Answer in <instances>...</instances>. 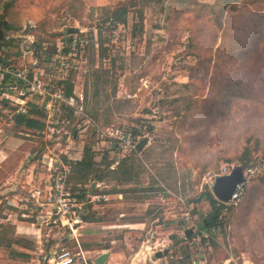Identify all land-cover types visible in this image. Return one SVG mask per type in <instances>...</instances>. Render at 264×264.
Segmentation results:
<instances>
[{
	"label": "rangeland",
	"instance_id": "1",
	"mask_svg": "<svg viewBox=\"0 0 264 264\" xmlns=\"http://www.w3.org/2000/svg\"><path fill=\"white\" fill-rule=\"evenodd\" d=\"M181 1L0 0V23L11 27L6 35L27 34L41 42L37 57L44 79L56 83L68 78L74 91L86 97V118L75 117L68 124L65 115L57 116L54 133L45 137L39 135L43 128L33 132L17 126L15 110L0 98V151L10 153L0 157V264L18 262L15 252L26 248L36 263L25 264H48L46 257L53 251L74 249L76 237L89 264L103 253L112 254L115 264H133L137 255L143 259L134 264H179L182 246L195 264H264V182L259 178L264 176V145L248 164L235 161L245 141L264 126V65H259L260 53L236 56L239 36L228 14L245 15V9L234 12L230 5L211 21L199 14L202 4L219 6L225 0H188L199 6L186 14H180ZM8 5L12 7L6 15ZM120 5L127 8L124 23L102 20V9ZM201 16L203 21L196 22ZM68 28L79 32L70 35ZM214 30L216 43L207 52ZM13 41H2L1 67L20 68L31 61L20 60ZM66 42L80 47L78 53L74 44L69 49L67 62L73 67L59 70L49 62L50 55ZM239 78L245 93L241 98ZM228 83L236 93L231 100L223 96L233 94L223 90ZM194 103L201 111L197 114H209L206 122L194 114L185 118ZM87 120L135 129L148 143L125 156L109 142L93 139ZM85 149L93 156L88 180L102 177L105 186L100 183L96 192L105 190L107 201L89 209L78 234L60 223L19 217L14 206L30 199L28 191L45 180L42 155H67L70 160L82 158ZM27 154L37 158L29 161ZM108 162H114V169L105 167ZM206 164L209 168L204 169ZM254 165L259 172L244 185L240 201L215 209L204 198L195 201L206 191L212 194L214 178L223 168L230 173ZM29 207L33 217L42 212ZM212 214L219 223L213 234L202 226ZM14 216L37 228L20 237L8 219ZM188 229L192 233L187 238ZM157 252L161 258H154Z\"/></svg>",
	"mask_w": 264,
	"mask_h": 264
},
{
	"label": "built area",
	"instance_id": "2",
	"mask_svg": "<svg viewBox=\"0 0 264 264\" xmlns=\"http://www.w3.org/2000/svg\"><path fill=\"white\" fill-rule=\"evenodd\" d=\"M3 40H14L12 43L19 47L17 53H19L18 57L20 60H24L27 57L31 59L30 62L22 64L20 68H13L7 65L0 66V98L15 110L12 113L13 119L17 115H27L30 104L36 105L45 115V125L39 131V135L45 137L49 133H54V127L57 125V116L70 113L76 118H86L85 97L82 92L74 91L71 96L66 95L52 80L44 79V73L40 72V63L37 57L41 55L42 49L35 45L36 42L32 36L23 34L9 38L6 35L3 36ZM77 42L80 41L78 40ZM73 44V42H66L65 46H61L60 49H54L53 53L51 52L49 62L55 64L59 70L72 68L73 66L69 65L67 60L68 55H72L69 49ZM74 45L78 53L80 44ZM64 122L69 124L70 120L65 117ZM87 123L96 139L109 142L121 154L127 155L136 151V144L139 138L135 137L125 126H105L90 120H87ZM26 136L30 135L26 134ZM52 156L53 154L49 155L48 153L42 155L45 159L42 160V164L47 172V177L42 184L43 188L40 189V185L39 187H33L28 191L29 193L32 192L31 198L19 200L20 203L14 207L17 208L19 217L32 219L33 216H31L32 212L29 211V205H33L36 209H42L41 214L34 217L36 220L42 219L43 222L49 221V223L54 225L60 223L62 227L68 228L74 233L76 227L82 222L83 206L89 201L90 203L105 202L107 197L105 194L99 193L91 196L89 201L81 202L76 197L77 194L71 192L67 182V177L71 173L70 166L64 165V161L61 158L57 159ZM229 171L223 168L219 175L228 174ZM258 172L259 168L257 166L243 171L244 181L236 185L230 202L240 201L244 194V185L249 182L250 178H254ZM95 185L97 189H100L101 184L99 181ZM41 195L42 197H40ZM86 253L76 239V247L74 249L60 248L55 250L46 257V261L48 264H89L85 257Z\"/></svg>",
	"mask_w": 264,
	"mask_h": 264
},
{
	"label": "trees",
	"instance_id": "3",
	"mask_svg": "<svg viewBox=\"0 0 264 264\" xmlns=\"http://www.w3.org/2000/svg\"><path fill=\"white\" fill-rule=\"evenodd\" d=\"M180 4L183 5V9L180 12V14H186L187 10L199 6L198 3L196 2L190 3L188 0H182ZM228 6H230V9H232L234 12L245 9V12H244L245 15L243 13L242 14L239 13L238 15L232 12L228 14V15L232 14V17H234V20L232 22L233 23L232 30L236 32L237 35L239 36L238 41H236V44L239 45V50L237 51L238 54L236 56L245 58L251 54L260 53L259 65L260 66L264 65V0H225V2L219 6H217L216 4H213V5L202 4L201 9L199 10V14L208 16L211 19V21H217L218 18L222 15V12ZM11 7L9 5L6 6V9H5L6 15H8V11ZM247 8H249L250 11H247ZM102 10L105 11L102 14L103 15L102 20L104 22L108 20V21H111L110 24L117 25L118 23H124L126 20L125 17L127 14V8L123 5L117 6L113 9L104 8ZM202 21H203V18L201 16V19L197 20L196 22L201 23ZM208 22L209 21L206 20V23ZM2 24H3V33H4V36H6L7 31L11 29V27L9 26L8 22L2 23ZM216 37H217V31L214 30L211 33L210 40H208L209 43L207 46L209 47L205 48L207 52H209L208 48H210L211 50L212 47L215 45ZM2 43L3 42L0 43V47L2 46ZM35 45L40 48L41 42H36ZM194 47L196 48L197 46L194 45ZM262 55H263V58H262ZM56 84L64 91L66 95L71 96L73 94L74 86L71 80H69L68 78L65 81L62 80L60 82H56ZM223 90L233 92V94H223L224 98H226L225 97L226 95L227 98H230L231 100L236 95V93L233 90V84H230V83L226 84ZM238 93H239V98L243 97L245 94L244 89H242V79L241 78H239V92ZM85 103H86V97H85ZM222 110L224 113V109ZM197 112H201L199 108V104L194 103L193 106L190 105L189 109L186 111L185 118L194 114L197 116V119L200 120L202 123L206 122L207 115L209 114L205 113L201 115V114H197ZM64 114L70 120V122H72L75 118L70 113H64ZM44 117H45L44 113L40 109H38V107L35 105L29 109L27 115H17L13 120L17 126H23L26 128V130H32L34 132V131L41 130L44 127V122L42 121V118ZM129 131H131V133L135 137L139 139L141 138L140 133L137 130L131 129ZM72 134L73 135L76 134V131H73ZM91 137L95 139L94 136H91ZM263 145H264V126H261L257 128V134L255 137L248 138L245 141V144L240 150L239 155L236 157L235 161L238 163V165L244 166L248 164L253 159V156L261 151V148H262L261 146ZM92 157L93 156H92V153L90 152V149H85L82 159L79 160V162H74L72 164V171L67 177V182L70 184V187L72 189L83 187L84 185H88V183L90 182L88 180V175L86 174L87 173L86 171L90 168V166L93 165ZM228 161L230 162L231 160H228ZM101 162H104L103 157H102ZM111 164H113V162H108L105 167L108 169ZM117 165L118 167H120L122 164L119 162ZM206 167H208L207 164L204 166V169H206ZM98 177L100 180L102 179V177L100 176ZM259 178L261 182L262 181L264 182V176H260ZM257 187L259 189L261 188V186H257ZM79 190L84 193V196L86 195L87 188L86 189L79 188ZM82 196L83 195H81V197ZM201 198H204L210 204L212 209L220 208V207H223L224 205L223 203L216 200L211 194V192L209 191L204 192V194L196 198L195 201L198 202ZM218 224L219 223H218L217 214H212L211 216L207 217V219H205V221L202 223V226L204 229L207 230V232L213 234V232L215 233V228L217 227ZM180 253H181V258H182L180 261V264H192L191 254L188 248L183 247V246L180 247ZM226 259L227 258H224L223 260L225 261Z\"/></svg>",
	"mask_w": 264,
	"mask_h": 264
},
{
	"label": "crops",
	"instance_id": "4",
	"mask_svg": "<svg viewBox=\"0 0 264 264\" xmlns=\"http://www.w3.org/2000/svg\"><path fill=\"white\" fill-rule=\"evenodd\" d=\"M76 135V134H75ZM92 136H94L95 137V135H93L92 134ZM139 140H141V138L139 139ZM138 140V141H139ZM114 147V146H113ZM115 148V147H114ZM10 153H9V151L6 149H2L1 151H0V157H3V159H4V157H7L8 155H9ZM126 156V155H125ZM31 157V156H30ZM66 157H69V156H67V155H63L62 157H61V159L64 161V165H69L70 166V168H71V171H72V164L74 163V162H79V160H81L82 158H70V160H67L66 159ZM103 158L104 157H106V155L105 154H103V156H102ZM26 158L27 159H29V156H28V154L26 155ZM35 158H37V154H35L34 156H32V159H30V160H33V159H35ZM40 158V157H39ZM29 160V161H30ZM1 162H2V160H0ZM114 163V162H113ZM118 164V163H117ZM42 168L44 167L43 165L41 166ZM110 169H114V166L111 164L110 165V167H109ZM46 177H47V172H45V179H46ZM97 181H99L101 184H103L102 186L104 187L105 185H104V183H103V181L102 180H97ZM97 181H92V182H94L95 184H96V182ZM43 182L44 181H42L41 183L43 184ZM92 182L90 181L89 183H88V185H84L83 187H78L77 189H72L71 187H70V189H71V192H73V193H75V194H77V198L81 201V202H86V200L87 201H89V199H90V197L91 196H93V195H96V194H99V193H97L96 191H97V187H96V185H95V188H94V190H93V193H92V195H89V188H90V186H91V184H92ZM29 183L30 182H28V185H29ZM41 183L40 184H38L37 186H39V185H41ZM69 184V183H68ZM69 186H70V184H69ZM79 188H82V189H86L87 188V192H86V195L84 196V193L83 192H81L80 190H79ZM100 194H102V193H100ZM103 194H105V190H104V192H103ZM118 194H122V192H120V193H118ZM81 195H83L82 197H81ZM98 203H90V201L88 202V203H86L83 207H84V211H83V213H82V222H81V224H83L85 221H86V217H87V214H88V212H89V209L91 208V207H94V206H96ZM3 210H4V212L2 211V213L4 214L8 209H6L5 207L3 208ZM10 212H12L13 213V211H10ZM18 213V212H17ZM14 214H16V213H14ZM4 216H5V214H4ZM8 219H11V221H12V223H11V225H12V227H13V229H15V232H17V235H19L20 237H22L24 234H21V233H27V235H29V233H30V230L32 229V228H35V226H37V225H33V223L31 222V221H25V220H19V219H17V217H10V218H8ZM33 220H35V218L33 217ZM40 225V224H39ZM83 226H77L76 227V235L78 234V231L82 228ZM37 228V227H36ZM35 228V229H36ZM20 231H26V232H20ZM28 231H29V233H28ZM37 233V232H36ZM34 234H35V232H34ZM38 234H40V232H38ZM17 239H22V238H17ZM76 239H77V237H76ZM181 254V253H180ZM30 255H33V253L31 252V251H29V249L28 248H26V251L24 250V251H17V252H15V257H16V259L18 260V262H15L14 264H25V262L24 261H29V262H31V263H36V260H34L33 258H30L31 256ZM101 255V254H100ZM99 254H97V256H95L96 257V259L100 256ZM154 258H156L155 256H154ZM96 259H95V261H96ZM141 259H143V257H141ZM140 259V260H141ZM182 259V258H181ZM181 259H180V261H181ZM192 259V258H191ZM114 260V257H113V255L112 254H108V257L106 258V260H105V262H106V264H115V261H113ZM134 260V259H133ZM180 261H179V264H180ZM104 262V263H105ZM103 263V264H104ZM27 264H29V263H27ZM192 264H195V261H193L192 262Z\"/></svg>",
	"mask_w": 264,
	"mask_h": 264
},
{
	"label": "water",
	"instance_id": "5",
	"mask_svg": "<svg viewBox=\"0 0 264 264\" xmlns=\"http://www.w3.org/2000/svg\"><path fill=\"white\" fill-rule=\"evenodd\" d=\"M27 33V30L24 31ZM79 31L75 28H68L67 33L70 35L77 34ZM4 36L3 33V24L0 23V42L2 41ZM148 143V138L143 137L141 140H139L136 144V150L140 152ZM32 159V157H29V160ZM243 167H236L233 169L230 173L225 175H217L214 178L213 185L211 187L212 194L214 195L215 199H217L221 203H228L231 200V195L236 187L237 184L242 183L244 181L243 178ZM95 188V183L92 182L90 188H89V195H92L93 190ZM192 233V230L188 229L185 231V237H189ZM108 257V253L101 254L95 261V264H103ZM156 258H161L162 254L157 252L155 254ZM141 258L140 255H137L134 260L133 264L137 259Z\"/></svg>",
	"mask_w": 264,
	"mask_h": 264
}]
</instances>
